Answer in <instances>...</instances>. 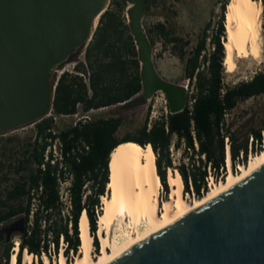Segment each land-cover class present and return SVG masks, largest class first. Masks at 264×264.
<instances>
[{
	"label": "trees",
	"instance_id": "obj_1",
	"mask_svg": "<svg viewBox=\"0 0 264 264\" xmlns=\"http://www.w3.org/2000/svg\"><path fill=\"white\" fill-rule=\"evenodd\" d=\"M155 1L144 0L145 13ZM229 1L218 2L220 15L215 30L208 32L209 21L190 48L188 40L172 35L164 24L145 30L152 47L155 32L172 45L183 63L182 80L187 81L188 103L182 112L161 113L150 122L146 117L137 132L119 138L118 132L125 124L122 112L132 110L123 109L120 104L141 92L140 62L125 18L127 2L110 0L84 50L83 60H76L77 73L64 72L58 78L51 115L35 123L32 136L25 139L0 136L1 150L13 144L8 150L13 158L9 168L14 177L9 188L0 193V264L11 262L15 247L12 236L18 238L16 264H21L24 250L43 264L42 253L50 260V250L59 251L60 239L66 261L70 255H79L82 243L78 229L83 212L88 218L94 251L98 252L97 223L102 197L109 193V166L113 154L123 145L137 144L153 152L165 193L169 170L171 175L180 176L183 193L191 195V186L197 199L210 190V178L218 181L228 174L225 138L233 171L237 164L249 163V151L258 154L264 149V105L257 119L252 115L245 119V112L239 119L231 117L240 103L264 98V68L248 80L234 84L225 81V13ZM260 1L264 14V0ZM110 107L116 108L111 116L62 129L55 127L56 117ZM55 144L58 154L52 150ZM171 146L182 150L186 163L172 165ZM66 181L68 204L62 200L61 189ZM21 217L25 218L24 232L7 239L3 226Z\"/></svg>",
	"mask_w": 264,
	"mask_h": 264
},
{
	"label": "water",
	"instance_id": "obj_2",
	"mask_svg": "<svg viewBox=\"0 0 264 264\" xmlns=\"http://www.w3.org/2000/svg\"><path fill=\"white\" fill-rule=\"evenodd\" d=\"M126 2L127 25L140 62L141 92L121 108L145 105L162 92L168 111L182 112L188 87L158 75L142 24L144 0ZM109 3L0 0V136L50 115L56 71L84 52ZM24 228V217L15 220L6 227L7 239ZM108 264H264V165Z\"/></svg>",
	"mask_w": 264,
	"mask_h": 264
},
{
	"label": "bare ground",
	"instance_id": "obj_3",
	"mask_svg": "<svg viewBox=\"0 0 264 264\" xmlns=\"http://www.w3.org/2000/svg\"><path fill=\"white\" fill-rule=\"evenodd\" d=\"M262 4L257 0H230L225 13L226 57L224 66L227 73L235 70L236 59L260 57L262 47ZM235 72V71H234ZM227 165L230 172L225 180L210 186V190L194 202H187L182 196L183 184L179 175H169L168 199L163 201L161 212L159 195L161 183L157 175L155 155L151 150H143L137 144L121 146L112 156L109 166L108 194L102 197V213L98 217L96 236L101 244V253L92 256L93 238L89 230L86 213L79 221L81 248L73 264H108L142 240L172 225L185 215L205 205L215 197L240 183L255 170L264 165V149L251 155L247 166L239 165L237 172L231 171L229 146ZM169 171V170H168ZM129 221L134 230H124V222ZM118 225L119 234L113 241L110 233ZM16 248L10 264H16ZM25 253L26 264L32 263V255ZM56 264H65V256L60 255Z\"/></svg>",
	"mask_w": 264,
	"mask_h": 264
},
{
	"label": "rangeland",
	"instance_id": "obj_4",
	"mask_svg": "<svg viewBox=\"0 0 264 264\" xmlns=\"http://www.w3.org/2000/svg\"><path fill=\"white\" fill-rule=\"evenodd\" d=\"M220 0H156L152 3L150 10L148 13L144 14L142 24L144 30L148 28H152L154 25L161 23L164 24L167 29L171 31V34L174 36L181 37L183 40H188L190 42V47H192L197 39L198 36L201 34L204 26L210 21L211 27L209 29V33H212L215 30L217 25L219 15H220V4H218ZM260 2L259 0H257ZM262 4V2H261ZM128 7V4H127ZM126 7V8H127ZM263 7V4H262ZM263 10H262V23H263ZM125 18L126 10H125ZM154 38V46L152 47L153 53V61L155 63L156 71L158 75L165 81L170 83L184 85L187 86V81L182 80L183 75V63L177 58L172 50V45L169 43H165L163 39L159 38L157 34L154 32L152 33ZM260 57L257 59L254 58H247V59H236L235 64V72L226 73L225 81L227 83H237L239 81L248 80L256 71H259L264 68V29L262 24V47H261ZM84 52L79 56H74L72 58L74 63L76 60L82 61L83 60ZM67 63V64H71ZM66 65V64H65ZM264 105V98H256L250 99L248 101L242 102L238 105V107L233 111L231 117H235L239 119L240 115L245 112V119L250 117L251 115L254 116L255 119L259 116V110ZM116 108H103L99 110H93L90 112L91 118H99V117H108L114 114V110ZM161 113H163V109L161 108L159 101L151 99L145 105L138 106L133 108L130 111L122 112V115L125 117V124L119 130L118 137L124 138L127 134H133L137 132V130L143 125L145 118L148 117V121L150 122L152 119L157 118ZM83 115L84 113H79ZM77 118L70 116V117H56L54 118V123L56 129H62L70 124H74ZM34 124L25 126L23 128H19L12 132L6 133L1 135L2 137L6 138L9 136H17L20 139H25L26 137L32 136L34 131ZM13 144H7L6 150L0 149V162L3 163V168L0 167V193H3L9 186L11 185L14 177L12 175V170L9 168V165L13 162V158L9 152V148H11ZM54 153L58 154V146L52 148ZM256 155V154H253ZM169 157L172 161V165L176 166L182 162L186 163L187 159L184 158L182 154V150H176L173 148L171 151L169 150ZM252 157V156H251ZM250 157V158H251ZM248 158L247 163L250 161ZM247 166V165H246ZM228 167V165L226 166ZM238 169L235 166V170ZM234 173H238L232 170ZM230 172L228 168L227 173ZM166 175L168 177L169 173L166 171ZM227 175L223 177L222 180H225ZM225 178V179H224ZM220 180L214 181L212 179V183L210 182V186H215L217 183L221 182ZM69 186V182H63L61 184L62 189V197L63 199L66 197V189ZM168 192L165 193V189L161 184L160 188V195H159V203L160 208L158 212H161V206L163 201L168 199L170 193V187L167 183ZM183 198L192 203L195 200L190 196L185 197L183 190H182ZM13 221L5 224L3 227H8ZM123 229L130 231L133 234L134 230L130 227L129 221L124 222ZM119 230L118 225L112 227L110 233V240L113 241L116 236H118ZM12 241L17 242V236L11 237ZM99 243V242H98ZM64 244L61 246L59 245V251L56 253L53 250H50V260L47 258H42L43 264H56L58 259L60 258L61 250H63ZM94 248V247H93ZM92 248V256L97 258V256L101 253V244H99L98 252H95ZM13 253L14 250H11ZM79 252V251H78ZM78 255H70L69 260H65V264H73L76 257ZM25 260V253L22 255V262L21 264H26ZM28 264H38L35 262L34 257L32 258V263Z\"/></svg>",
	"mask_w": 264,
	"mask_h": 264
},
{
	"label": "built area",
	"instance_id": "obj_5",
	"mask_svg": "<svg viewBox=\"0 0 264 264\" xmlns=\"http://www.w3.org/2000/svg\"><path fill=\"white\" fill-rule=\"evenodd\" d=\"M260 1V0H259ZM261 2V1H260ZM75 65H76V62H74V63H71V64H66V65H64L61 69H59V70H57L56 71V75H57V79L60 77V75H62L64 72H69V73H77L76 71H75ZM80 76H82V74L81 73H78ZM186 87H188V86H186ZM152 99H154V100H158L159 101V104H160V106H161V108L163 109V114H167V112H168V105H167V100H166V97L164 96V94L162 93V92H158V93H156L155 95H154V97L152 98ZM93 110H91V111H89V112H87V113H84L83 115H80L79 113H77V114H74V115H72L73 117H75V118H77V120L74 122V125L77 123V122H86V121H89V120H91L92 118H91V115H90V112H92ZM50 115H51V113H50ZM49 115V116H50ZM65 117H69V116H65ZM195 147H196V149H197V146L195 145ZM225 147H228V138H225ZM173 149V146H171L170 147V151ZM251 155H253L252 153H251V151H249V155H248V158H250L251 157ZM202 159H204V157L202 156ZM242 166H244V165H242ZM239 167V164H237L236 165V168H238ZM227 168V170H228V167H226ZM168 170V169H167ZM235 172H237V169L235 170ZM220 181H221V179H220ZM210 182L212 183V178H210V180H209V182H208V188H210ZM190 191H191V197L193 198V200H195V196H194V194H193V191H192V188H191V186H190ZM188 196H190L189 194H185V197H188ZM62 200L65 202V204H68V198H67V194H66V197L63 199L62 198ZM14 245H15V247L14 248H12V250H14L15 248H16V251H15V255H17V252H18V242H15L14 243ZM60 245L62 246L63 245V242H62V239H60ZM93 250H94V248H93ZM24 252H25V250H24ZM23 252V253H24ZM61 252H63V250H61ZM12 253V252H11ZM32 257H34V259H35V262H37V257H35V256H32ZM41 257L42 258H46V256L42 253V255H41Z\"/></svg>",
	"mask_w": 264,
	"mask_h": 264
},
{
	"label": "clouds",
	"instance_id": "obj_6",
	"mask_svg": "<svg viewBox=\"0 0 264 264\" xmlns=\"http://www.w3.org/2000/svg\"><path fill=\"white\" fill-rule=\"evenodd\" d=\"M184 196H185V194H184ZM61 254L63 255V253L61 252ZM66 260V259H65Z\"/></svg>",
	"mask_w": 264,
	"mask_h": 264
}]
</instances>
